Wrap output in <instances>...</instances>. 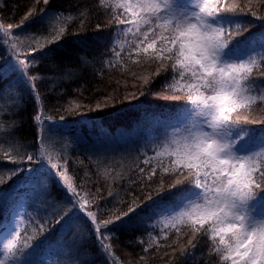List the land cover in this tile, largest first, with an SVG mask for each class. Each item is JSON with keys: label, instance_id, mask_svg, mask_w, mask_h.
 <instances>
[{"label": "snow or ice", "instance_id": "snow-or-ice-1", "mask_svg": "<svg viewBox=\"0 0 264 264\" xmlns=\"http://www.w3.org/2000/svg\"><path fill=\"white\" fill-rule=\"evenodd\" d=\"M41 2L45 7L37 12L36 5ZM253 3L264 9V0H93L91 6L78 9L74 15L49 13L50 0H35L15 27L47 22L48 36L21 39L12 32L13 25H8L7 30L0 25V37H4L13 55L19 54V44L24 40L38 44L30 47L23 59H17L20 80L0 86V98L10 94L8 104L0 108V152L16 165L25 160H48L61 186L72 197L70 202H60L70 203L71 207H65L62 215H54L53 221L30 220L29 230L21 219L0 233V264H24L25 256L41 237L57 227L61 231L72 229L73 220L79 219L74 216L76 211L85 217L81 224L87 229L77 250L91 257L80 264H93L99 255L105 257V264H119L110 229L139 221L142 214L148 215L145 208L159 214L160 238L165 241L160 244L149 233L145 253L153 246L156 252L164 249V255L171 257L169 264H178V258L193 259L194 264H264V131L257 134L250 127L264 126V38L258 50L253 39L241 40L249 29L238 20L247 12L257 14ZM93 13H103L107 25L117 29L109 49L113 59L105 62L108 67L119 66L122 72L140 80V96L157 77L164 76L161 90L153 95L185 102L169 125L171 130L154 144V155L143 154V167L137 163L125 172L121 163V170L106 167L98 172L110 180L108 197L119 196L111 190L112 184L126 179L129 172L136 176L129 183L145 193L141 198L129 192L130 202L120 199L121 204H127V211L113 210L103 219L98 207L91 211L95 196L77 189L68 171L67 156L61 163L60 154L52 150L44 127L52 117L44 113L38 87L44 77L29 74L39 63L37 52L46 48L50 51L63 39L73 20L79 18L83 26ZM9 37L17 42H10ZM81 59L87 63L85 57ZM129 65L154 70L138 76ZM25 94L36 103L31 117L39 145L36 152H28L15 136L20 122L3 119L5 115L19 114ZM131 95L137 98L135 93ZM109 99L112 97H105L104 102ZM69 107L80 105L70 103ZM10 171L16 176L20 169ZM89 179L90 173L85 171L82 187ZM173 189L178 190L172 199L163 200L162 194ZM93 236L96 253L85 248V242ZM198 248L207 249L202 253V262L194 260Z\"/></svg>", "mask_w": 264, "mask_h": 264}, {"label": "trees", "instance_id": "trees-1", "mask_svg": "<svg viewBox=\"0 0 264 264\" xmlns=\"http://www.w3.org/2000/svg\"><path fill=\"white\" fill-rule=\"evenodd\" d=\"M34 3L35 0H0V25H3L5 30L8 25H13L12 32L21 39L32 35L48 36L47 22L42 24L33 21L22 28L15 27L21 23ZM92 3L93 0H50L48 12L75 15L78 9L91 6ZM43 7H45L43 3H39L36 5V11ZM252 7L256 9V15L247 12L238 17L239 22L249 29L240 39H253L254 46L258 50L259 43L264 38V19L260 18L264 16V9L258 8L255 3ZM98 24L99 28H97ZM116 31L114 26L107 25L103 13L91 14L83 26L77 18L68 25L63 39L53 44L50 51L46 48L43 52L35 54L39 63L29 72L30 75L39 73L44 77L38 83L43 110L46 115L52 117V120L47 122L61 129L58 133L49 131L47 134L52 150L60 154L61 163L62 158L67 156L68 171L74 178L77 189L89 191L95 196V204L91 211H97L98 207L102 219L107 218L109 212L113 210L127 211V204H121L120 199L130 202L129 192L141 198L145 193H141L138 186L129 183V180L136 179L135 174L129 172L126 179L112 184L111 190L118 192L119 196L108 197L110 180L98 175V172L106 167H113L114 171L121 170V163L124 165L123 171L127 172L143 160L144 153L149 156L154 155V144L171 130L169 125L174 122V118L185 103L182 100L160 99L153 95L161 90L165 82L164 76L157 77L146 94L140 96L142 83L140 80L133 79L127 71L122 72L119 66L110 68L106 65V61L113 59L109 49ZM13 42L17 41L13 38ZM40 42L42 43L43 40ZM30 47H38V44L32 40H24L23 44H19L20 51L23 52L21 57L24 58ZM2 49L0 42V77H2L0 86L7 85L10 79L5 72L6 61ZM82 57L87 59V63L82 61ZM129 67H132L138 76L154 70V68L139 69L131 65ZM20 90L24 91L23 88ZM133 93L136 94V99L132 98ZM9 95L5 94L0 98V108L8 104ZM105 97L112 99L105 103ZM98 102L101 105L99 108ZM70 103L79 104L80 107L70 108ZM35 110V101L25 94L24 107L19 114L3 117L5 121L20 122L15 136L28 152H36L39 148L35 138L36 126L31 120ZM259 115L261 114L258 113L257 118ZM250 127L254 128L257 134L264 131L262 125ZM63 129L78 135L79 140L66 138ZM3 147L6 151L7 144ZM78 161H83V164L77 163ZM21 166L32 167L33 173L26 177L19 174L12 176L10 170ZM140 166L144 165L140 163ZM43 169L45 171L41 172ZM85 171L90 173V179L82 187ZM29 183H35L33 203L27 202L26 206V215L30 220L53 221L54 215H62L65 207H71L70 203L66 205L60 203L70 202L72 197L61 186L48 160L35 162L25 160L16 165L0 152V202L8 200L10 203L13 197H19L23 192L24 188L20 187ZM97 188L100 189L98 193ZM177 190L173 189L171 193L164 192L162 199L171 200L172 194ZM2 213L4 214L3 206L2 209L0 208V224L3 220ZM144 213L148 215L142 214V218L135 223L117 224L110 229L113 237L112 248L119 264H169L171 257L164 255V249L156 252L153 246L147 253L143 251L148 246L149 233L156 236L160 244L165 243L160 238L162 225L157 223L159 214H152L148 208L144 209ZM74 216L79 219L73 220L71 230L61 231L59 227L54 228L36 241L35 247L27 253L24 261L29 264H80L85 259H91L84 256L83 250H77V245L87 232L81 224L85 217L79 211L74 212ZM28 221H25V227L31 230ZM95 243L93 236L91 240L85 242V248H90L92 253H96L98 249ZM168 251L170 252V249ZM206 252V248H198L194 260L202 262L205 259L202 253ZM142 256L143 260H141ZM93 264H105V257L97 256ZM178 264H194V261L189 258H178Z\"/></svg>", "mask_w": 264, "mask_h": 264}, {"label": "rangeland", "instance_id": "rangeland-1", "mask_svg": "<svg viewBox=\"0 0 264 264\" xmlns=\"http://www.w3.org/2000/svg\"><path fill=\"white\" fill-rule=\"evenodd\" d=\"M9 41L13 42V38L9 37ZM0 42L3 46L2 53L5 54V61H6L5 72L9 75L10 78L9 82L19 81L20 73L17 65V59H21V58L23 59V57H21L23 55V52L20 51L18 55H13L12 51L4 43V37H0ZM18 87L22 88V86H18ZM44 127L47 129V134L49 133V131H53L55 133L61 131L60 128L56 127L55 125L49 122H46L44 124ZM62 131L66 135V138L68 139L72 138L71 140L74 141H77V139L79 140L78 135L71 134V132L68 129H63ZM18 168L20 169L18 174L21 175L22 177L30 176L33 173V169L30 166L27 167L21 166ZM44 171L45 169L41 170V172ZM34 186L35 183L26 184L20 187L24 189H22L23 192L20 193L19 197H13L10 203L8 202V200L6 202L4 201L0 202V208L2 209L3 206V212H4V214L2 213L3 220L1 221L0 224V233L6 230H10L15 225V223L21 219H23L24 221L30 220L29 217L26 215V206H27V202L32 201L33 203ZM24 264H29V263L24 261Z\"/></svg>", "mask_w": 264, "mask_h": 264}]
</instances>
